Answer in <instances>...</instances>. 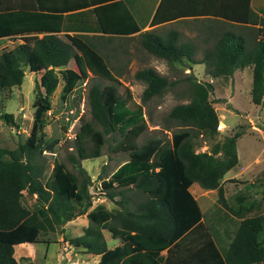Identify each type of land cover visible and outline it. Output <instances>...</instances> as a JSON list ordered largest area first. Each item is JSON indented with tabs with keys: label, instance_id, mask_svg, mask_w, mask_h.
Here are the masks:
<instances>
[{
	"label": "trees",
	"instance_id": "obj_1",
	"mask_svg": "<svg viewBox=\"0 0 264 264\" xmlns=\"http://www.w3.org/2000/svg\"><path fill=\"white\" fill-rule=\"evenodd\" d=\"M93 13L97 20L94 27L88 26L87 19L83 18L65 25L62 13L22 8L0 12V37L20 34L24 41L0 54V90L20 86L25 67L35 73L43 70L35 86V109L26 142L13 149L0 147V264H20L13 257L15 244L36 242L41 231L85 213L91 205L85 183L80 186L78 176L64 162L55 158L50 174L44 178L35 157L43 151L54 154L58 143L57 138L46 140L44 131L45 114L50 109L49 96L59 83L55 69L67 67L72 60L82 78L87 77L88 72L114 78L104 57L68 32L91 29L125 36L139 30L136 15L126 0H104L93 8ZM202 14L241 24L256 23L250 0H160L152 22ZM258 32V40L251 48L247 47L242 35L223 32L213 46L204 51L200 61L192 57L193 44L176 45V31L169 32L166 37L143 33L141 44L170 63L185 60L204 63L206 73L213 78L230 77L237 69L251 68V101L264 106V27ZM61 73L65 75L64 71ZM135 76L147 83L144 100L160 94L171 83L153 68L138 70ZM75 82L74 78L65 79L63 99L72 91ZM192 86V99L174 105L169 117L179 125L214 134L218 115L208 98L213 85L193 82ZM89 97L92 116L102 130L84 121L75 139L77 159H71L78 164L80 160L99 157L105 134L118 130L126 140L121 149L129 153V159L108 179L102 180L100 186L110 199L131 185L148 194L149 199L135 211L117 214L97 204L87 213L89 225L83 234L69 238V243L100 254L97 264H264V216L255 214L242 218L228 245L221 250L202 222L197 201L189 191L194 182L204 189H217L221 206L237 214L227 204L219 181L238 162L236 143L242 130L225 136L213 144L209 152L192 149L189 130L173 133L171 143L153 137L139 144L136 138L147 128L140 105L130 107L112 84L103 88L93 86ZM1 118L19 126L12 113H2ZM23 191L37 195L33 210L23 206ZM116 217L120 218L119 226L115 224ZM102 229L121 237L122 245L107 249ZM164 249H167L165 257L161 255Z\"/></svg>",
	"mask_w": 264,
	"mask_h": 264
},
{
	"label": "rangeland",
	"instance_id": "obj_2",
	"mask_svg": "<svg viewBox=\"0 0 264 264\" xmlns=\"http://www.w3.org/2000/svg\"><path fill=\"white\" fill-rule=\"evenodd\" d=\"M15 1L0 0V11L11 7ZM73 1L37 0V6L45 10L67 11L77 8L78 4H85L81 3L82 0H79L80 3L77 4H73ZM262 1L264 0H252L254 8L256 9ZM255 18L258 19V24H264L260 21L263 18L259 14H256ZM179 24L181 28L183 25L184 29L192 30L191 33H187L188 37L195 36V41H191L195 45L194 59L196 61L203 59L205 49L212 47L223 31L242 35L249 48L255 44L258 35V25H242L209 18H191L181 20ZM206 31L211 37L203 41ZM73 35H77L104 57L114 78H103L92 72H88L87 77L82 78L77 65L72 60L67 67L55 69L59 83L49 96L50 109L45 114L47 123L44 131L46 140L50 142L57 138L58 143L55 145L54 154L48 151H43L42 154L36 153L35 161L41 167L44 178L50 174L55 158L64 162L67 168L78 176L79 185L85 183L84 186L92 205L84 214L74 217L67 223L57 224L53 229L41 231L38 236L39 242L32 243L33 247L29 253L25 249H20L19 251L25 253L24 264H56L58 263L57 257L64 263L70 261V258L76 260V264L94 263L90 256L80 251V248H71L66 240L81 234L89 225L87 213L97 204H102L112 213L118 210L119 205L104 194L100 183L120 163L129 158L127 151L120 150L126 142L123 135L118 130L105 134L101 157L80 160L78 164L71 159H77L75 139L84 121H90L102 130V126L93 118L91 112L89 92L93 86L103 88L106 85H115L117 94L125 98L130 107L140 105L147 128L136 138L139 144L153 137L168 141L173 133L189 130L192 135L189 139L192 149L205 152L210 151L212 145L222 141L225 136L232 135L237 130L244 131L237 142L239 162L219 181L222 183L225 179L222 187H224L226 202L237 214L221 206L218 201V190L214 189L207 194L210 199L203 207V219L221 250H224L242 218L255 214L264 216V106L256 105L251 101L249 89L251 69L236 70L231 77L213 78L206 73L204 63L193 65L195 63L187 60L182 63H170L166 59L150 54L142 47L140 36L129 38L115 35L76 33ZM19 38L21 37L2 38L0 53L21 43ZM185 40L189 39L180 38V41ZM188 64L193 68L188 69L186 66ZM144 68H153L171 82L164 91L147 100L143 99L147 83L135 76L138 70ZM24 69L27 73L20 86L0 90V147L13 149L24 144L30 134L35 109V86L39 74L29 72L27 67ZM61 71L65 72L64 76ZM65 76L76 79V82L72 91L63 99L61 94L65 85ZM193 82L213 85V91L209 93L208 98L218 115V124L223 125L221 130L216 126L214 134L208 130L201 131L192 126L179 125L169 117V112L174 105L187 103L192 99ZM5 112L13 114V120L19 125L18 127L1 118V114ZM246 172L258 174L251 178L250 175H242ZM196 186L200 187L198 184H195ZM22 193L23 206L33 210L37 198L28 195L26 191ZM123 195L130 203L144 199L143 195L134 188L126 190ZM241 206H251V211L246 212L240 209ZM67 252L70 253L68 260Z\"/></svg>",
	"mask_w": 264,
	"mask_h": 264
},
{
	"label": "crops",
	"instance_id": "obj_3",
	"mask_svg": "<svg viewBox=\"0 0 264 264\" xmlns=\"http://www.w3.org/2000/svg\"><path fill=\"white\" fill-rule=\"evenodd\" d=\"M104 0H82L81 1V3H85L84 5H82V4H78L79 6V8L77 7V8H75V9H73V10H67V11H57V10H54V9H49V10H45V9H40L38 6H37V0H16L15 2H13V5L11 6V7H9V8H7V9H5V10H9V9H14V8H22V9H24V10H37V11H43V12H48V13H62V15H64L65 17H64V19H65V22H64V24L66 25L67 23H69V25H71V24H73L75 21L74 20H77L76 18H83V19H87V25L88 26H90L91 25V27H94V26H96V24H97V20H96V16H95V14L93 13V8L95 7V6H97L98 4H100L101 2H103ZM127 1V4H128V6L130 7V9L132 10V12H133V14L134 15H136L135 17H136V19H137V24L139 25V30L138 31H136V32H133V33H131V34H128V35H125V36H123V35H117V34H104V33H101V32H96V31H94V30H91V29H82V30H74L73 29V31H69L68 33L69 34H74V33H76V34H81V35H85V34H95V35H115V36H122V37H136V36H140V38H141V35L143 34V33H153V34H156V35H158V36H162V37H166V35L169 33V32H171V31H176L177 32V41H176V45H181V44H184V43H191V44H193V42L191 41V40H193V41H195L194 39H195V36L194 37H192V38H190V37H188L187 36V33L188 32H192V30L191 29H187V28H185L184 29V27H183V25H182V28H181V24H179L178 25V23L179 22H181V20H187V19H191V18H209V19H213V20H216V21H222V22H232V23H235V22H233V21H229V20H225V19H223V18H220V17H217V16H214V15H208V14H202V15H191V16H180V17H178V18H174V19H171V20H166V21H161V22H157V23H153L152 22V19H153V16L155 15V11H156V9H157V7H158V5H159V2H160V0H126ZM200 2V1H199ZM77 3H80V1L79 0H74L73 1V4H77ZM250 6H251V9L253 10V12H254V10H256V12H254L255 13V15L256 14H259L262 18H263V20H260V21H263L264 22V1H262V2H260L259 4H258V7L255 9L254 8V6H253V2H252V0H250ZM5 10H2V11H0V12H3V11H5ZM255 15H254V17H255ZM237 24H241V23H237ZM242 25H253V26H255V25H258V30L260 29V28H263L264 27V24H258V19H256V23H246V24H242ZM210 32H212L211 30H209ZM64 32V31H63ZM63 32H60V33H63ZM223 32H226V31H223ZM222 32V33H223ZM221 33V34H222ZM34 34V33H33ZM33 34H31V35H33ZM220 34V35H221ZM20 35V34H19ZM19 35H16V36H19ZM23 35H29V34H23ZM42 34H39V36H41ZM216 36V35H215ZM205 38H204V40L203 41H207V39H210V37L211 36H209L208 35V32L206 31V36H204ZM219 37V36H218ZM217 37V38H218ZM258 37H259V32H258V35H257V38H256V41L258 40ZM2 38H3V36H1L0 37V40H2ZM4 38H7V37H4ZM180 38H184V39H189L188 41L187 40H185V41H180ZM20 40H21V43H23L24 41L21 39V38H19ZM217 40V39H216ZM255 41V42H256ZM194 45V44H193ZM143 47V46H142ZM145 49V48H144ZM146 50V49H145ZM206 50V49H205ZM147 52H149L148 50H146ZM2 53V52H1ZM0 53V54H1ZM150 54H152V55H154L153 53H151V52H149ZM195 54H196V49H195V45H194V53H193V55H192V57L193 58H195ZM154 56H156V55H154ZM156 57H158V56H156ZM159 58V57H158ZM183 58L185 59L186 58V55L185 56H183ZM179 63V62H178ZM180 63H182V62H180ZM196 64H203V63H195V64H193V65H196ZM187 66V68L188 69H191V68H193V66H191V65H186ZM28 68V67H27ZM245 68H249V67H245ZM244 68V69H245ZM249 69H251V68H249ZM237 70H242V69H237ZM28 71L29 72H31V73H35V72H32V71H30L29 70V68H28ZM43 71V70H42ZM42 71L41 72H38V73H35V74H39V77H40V75H41V73H42ZM236 71V70H235ZM234 71V72H235ZM234 72H233V74H234ZM27 73V72H26ZM26 73H25V69H24V77H25V75H26ZM39 77H38V79H37V81H39ZM231 77V76H230ZM251 83H252V73H250V88H251ZM249 88V89H250ZM253 103V102H252ZM260 130V129H259ZM262 132V131H261ZM243 134H244V131H243ZM242 134V135H243ZM242 137V136H241ZM240 138V137H239ZM238 138V139H239ZM238 139H237V142H238ZM167 141V140H166ZM167 142H172V137H171V139L170 140H168ZM120 150H122V149H120ZM124 151V150H123ZM236 151H237V143H236ZM195 152H199V151H195ZM205 152H209V151H205ZM102 156V154L99 156V157H101ZM237 158H238V153H237ZM129 159V158H128ZM127 159V160H128ZM127 160H125V161H127ZM124 161V162H125ZM124 162H122V163H124ZM238 162H239V158H238ZM238 162H237V164H238ZM122 163H120L114 170H113V172L122 164ZM237 164L233 167V168H235L236 166H237ZM53 166V165H52ZM233 168H231V169H233ZM230 169V170H231ZM155 171H157L158 170V168H155L154 169ZM230 170H228L225 174H224V176L228 173V172H230ZM112 172V173H113ZM111 173V174H112ZM110 174V175H111ZM250 175V177L252 178L253 176H256L255 174H258V173H248V172H246V173H242V175ZM110 175L106 178V179H108L109 177H110ZM232 176H235V175H232ZM106 179H102V180H106ZM225 180V179H224ZM224 180L222 181V183L224 182ZM222 183H220V185L222 186ZM101 184V183H100ZM195 184H198V183H196V182H194L193 183V185L190 187V189H189V191H190V193L193 195V197H194V199L197 201V204H198V206H199V209H200V212H201V214H202V218H201V220H202V222L205 224V222H204V219H203V207H205L206 205H207V202H208V199H210V196H208L207 194H208V192L209 191H213L214 189H204V188H202L199 184V186L200 187H195ZM130 188H134V189H136L137 190V188H135V187H133V185H131V187ZM129 188V189H130ZM222 188H224V187H222ZM129 189H125V190H123V192H122V194H117L115 197H114V199H110V200H112V201H114L115 203H117L118 205H119V207H118V210L116 211V212H114V213H112V212H110V211H108L109 213H112V214H117L119 211H121V212H123V211H126V210H130V211H135L136 209H137V207H139V205L141 204V203H143V202H146L148 199H149V195L148 194H146V193H144V192H141V191H139L142 195H143V197H144V199L142 200V201H140V202H136V203H130V201L129 200H127L126 199V197H125V195H123V193H125V191L126 190H129ZM28 195H30V194H28ZM120 195H121V197H120ZM32 196H35L36 198H37V195L36 194H34V195H32ZM91 205H92V202H91ZM91 205L89 206V207H91ZM88 207V208H89ZM95 207V206H94ZM93 207V208H94ZM92 208V209H93ZM240 209H242V210H245L246 212H248V211H251V206H248V207H240ZM248 209V210H247ZM91 210V209H90ZM89 210V211H90ZM88 211V212H89ZM236 212V211H235ZM232 213V212H231ZM237 213V212H236ZM84 214V213H83ZM82 215V214H81ZM78 216H80V215H78ZM74 217H77V216H73L72 217V219L74 218ZM248 217H250V216H248ZM117 218V217H116ZM71 219V220H72ZM115 220V219H114ZM70 221V220H69ZM68 221H66V222H63L62 224H65V223H67ZM115 224H116V226H119L120 225V218L118 217L116 220H115ZM205 226H206V224H205ZM87 227V226H86ZM85 227V228H86ZM206 228H207V226H206ZM208 230V229H207ZM83 232H84V230L82 231V233L81 234H79V235H82L83 234ZM101 232H102V234H103V238H104V241H105V244H106V248L107 249H114L115 247H117V246H120V245H122V239H121V237H119V236H113L112 235V233L109 231V230H107V229H102L101 230ZM208 232H210L209 230H208ZM211 234H212V238H213V240H214V242L216 243V245L219 247V245L217 244V242H216V240H215V238H214V236H213V233L212 232H210ZM39 235H40V233H39ZM38 235V236H39ZM79 235H76V236H79ZM220 235V234H219ZM76 236H74V237H76ZM72 238V237H71ZM36 242H39V240H37ZM32 243H34V242H30V241H28V242H22V243H18V244H15L14 246H13V257L15 258V260L17 261V262H19L20 264H24L23 262V260H24V258H23V256L25 255V253H23V252H21V251H19L20 249H25L28 253H29V251H31L32 250ZM66 243L71 247V248H80V251L81 252H84V253H86V255L87 256H90V259H93V261H94V263H92V264H97L99 261H100V254H94V253H91V252H87L86 251V249L84 248V247H76V246H74V245H72L71 243H69L68 242V239L66 240ZM29 248V249H28ZM82 248V249H81ZM52 252H53V249H52ZM69 254L70 253H68L67 252V254H66V256H67V260L69 259ZM166 254H167V249H164V250H162L161 251V255L162 256H166ZM63 255H61V257H62ZM70 261H65V263L63 262V261H61L60 260V258L59 257H57V262L58 263H56V264H76V260H72L71 258L69 259Z\"/></svg>",
	"mask_w": 264,
	"mask_h": 264
},
{
	"label": "built area",
	"instance_id": "obj_4",
	"mask_svg": "<svg viewBox=\"0 0 264 264\" xmlns=\"http://www.w3.org/2000/svg\"><path fill=\"white\" fill-rule=\"evenodd\" d=\"M222 124L221 123H219V124H217V128L219 129V130H221L222 129Z\"/></svg>",
	"mask_w": 264,
	"mask_h": 264
}]
</instances>
